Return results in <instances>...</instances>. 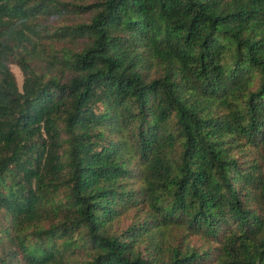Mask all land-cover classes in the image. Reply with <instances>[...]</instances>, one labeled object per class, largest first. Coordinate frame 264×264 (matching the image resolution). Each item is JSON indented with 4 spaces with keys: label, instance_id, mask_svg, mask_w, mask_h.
I'll use <instances>...</instances> for the list:
<instances>
[{
    "label": "trees",
    "instance_id": "1",
    "mask_svg": "<svg viewBox=\"0 0 264 264\" xmlns=\"http://www.w3.org/2000/svg\"><path fill=\"white\" fill-rule=\"evenodd\" d=\"M0 264H264V0H0Z\"/></svg>",
    "mask_w": 264,
    "mask_h": 264
},
{
    "label": "rangeland",
    "instance_id": "2",
    "mask_svg": "<svg viewBox=\"0 0 264 264\" xmlns=\"http://www.w3.org/2000/svg\"><path fill=\"white\" fill-rule=\"evenodd\" d=\"M10 70H11V72L13 73V75L15 77V81H16L17 85L19 86L20 82H21V74H20L18 68L15 65H10ZM132 215H133V211L132 210L127 212L125 215H123L120 218V221L117 223L118 226L123 227L126 224H128L131 221Z\"/></svg>",
    "mask_w": 264,
    "mask_h": 264
}]
</instances>
